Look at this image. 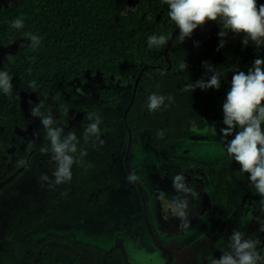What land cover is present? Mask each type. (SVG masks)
<instances>
[{"label": "trees", "instance_id": "1", "mask_svg": "<svg viewBox=\"0 0 264 264\" xmlns=\"http://www.w3.org/2000/svg\"><path fill=\"white\" fill-rule=\"evenodd\" d=\"M127 3L131 1L13 0L0 5V47L11 45L18 39L24 42L0 64V71H7L13 77L11 96L0 90V138L3 141L0 153L8 148L19 153L27 127L35 129L37 137L28 145V151L33 150V154L19 177L24 174L38 176L40 164L35 162L36 156L42 147L50 148L40 118L31 115V109L41 103V112L51 113L54 126L68 122L72 113L82 109L98 113L102 118L99 127L103 146L95 137L84 141V130L91 122L84 120L81 127L71 129L80 141L78 152L74 154L78 160L72 166L74 174L81 173L83 167L99 165L93 156L104 152L110 137L118 135L125 127L131 129V147L136 144L137 149L146 146L157 152L170 150L199 136L214 135L213 125L215 133L222 136L220 129L226 127L223 124V103L231 84L222 78L226 84H221L219 90L197 88L193 92L183 91L187 84L201 78L208 79L199 71L206 57L198 52L200 57L192 59L177 51L172 56L171 46L169 61L164 53L165 47L150 49V35L171 37L177 27L168 16V5L164 0H137L133 10L126 9ZM17 18L23 19V29L11 27V21ZM24 33L42 37L40 45L33 49ZM243 49L249 61L252 56L264 58V50H256L251 43ZM210 56L209 60L216 61V56ZM182 59L188 67L178 71V62ZM228 66L232 71L246 72L241 63L238 68L232 62ZM233 74H229L230 81ZM32 81L36 83L35 88L30 87ZM153 93L171 96L173 101L166 99L165 104L169 107L150 112L148 97ZM29 94L37 98L29 106L30 117L24 105L25 95ZM197 124L202 128L198 129ZM68 131L64 129L65 134ZM159 132H163V137L158 135ZM81 149L87 152L82 158L79 155ZM167 160L180 164L182 170L188 167L200 169L208 186L211 224L201 227L191 240L201 242L235 210L236 203L228 193L231 170L222 159L211 165L193 157L172 155ZM55 167L56 163L52 162L47 169L40 171L41 176L46 174L52 178ZM72 180L50 189L47 182L38 179L37 191L32 190L35 193L24 203L17 202L7 212L4 222L10 237L3 247L8 245L12 252L7 250L5 254L0 250V264H33L39 247L48 241L37 264H90L84 255L94 264H157V258L148 248L136 245L131 237H120L118 231L98 239L86 235L82 226L58 229L59 225L85 218V210L91 208L86 195L90 196L95 184L90 180V185L84 189V181ZM65 192L67 195L62 194ZM119 239H123L122 249L117 244ZM125 251L138 262L130 261Z\"/></svg>", "mask_w": 264, "mask_h": 264}, {"label": "rangeland", "instance_id": "2", "mask_svg": "<svg viewBox=\"0 0 264 264\" xmlns=\"http://www.w3.org/2000/svg\"><path fill=\"white\" fill-rule=\"evenodd\" d=\"M12 1L13 0H0V5ZM257 1L261 2V0ZM126 9L133 8L127 3ZM220 29L221 26L216 22H207L204 26L194 30L193 35L190 38H186L182 44L178 43V38L176 37L171 45V49H173L171 52L172 56L175 51H177L180 55H188L192 59L199 58L200 54L198 52H200L201 55L206 57L203 61H208L212 65L214 64V66L229 70L224 79L228 84H231L228 77L230 76L229 74L232 73V70L229 68L228 63L232 62L236 66L235 68H238L241 63L243 64V69L247 72L248 68L251 67L255 60V57L249 52L252 56L250 57L251 62L249 58L246 59L244 56L245 47L243 49L244 45L242 43L243 36L234 35L231 32L228 33L225 46L217 51L220 44V37L218 35ZM196 42L199 43V47L195 46ZM23 44L24 42L18 39L11 45L1 46L0 64L10 52L15 51ZM240 44L242 45L241 48H239ZM208 51L210 55L216 56V61L208 59V56L211 57ZM218 56H220L219 59ZM243 56L245 59L242 61ZM240 69H242V66ZM199 71L206 77V70L204 67L201 66ZM207 76H210V73ZM226 82L221 80V84H226ZM36 100L37 98L34 94L25 95L24 105L27 109L28 117H30L28 111L29 106ZM196 127L198 129L202 128L199 124H197ZM125 128L119 131L115 140L112 139L111 142L108 141V148L112 149L116 147L117 151L114 154H116L117 162L115 163L110 151L102 154L103 156L101 155L102 158H109L111 156L110 162L103 165H113L115 163L114 167L110 170L112 178L116 180L118 184V187L109 192L107 204L101 205L94 216L81 219L77 218L72 223L59 225L57 227L58 229L65 230L76 225L82 226L81 229L86 235L98 239L106 238L112 232L118 231L120 237H131L138 246L153 248L154 242L151 237L152 227L154 229L153 232H155L156 235H160L158 230H166L172 224L180 222L176 214L171 215L167 205L169 206L171 201L178 194L173 187L172 177L183 172H168V170L173 169L172 166L168 163L165 165L161 163H165L164 161H167V158L174 154L180 157H193L202 160L208 165L215 162L218 158L225 156L227 158L225 165L228 163L231 169L229 183L230 197L236 202L239 209L235 218V226L245 233L246 238H260V234L264 232L261 230V221H264V205L261 204V200L264 198H262L251 185L248 174L241 172L240 165L227 155L226 142L223 136L218 133H214V135L211 136H199L198 138L177 144L170 150L163 149L161 152H157L155 149L147 148L146 146H139L137 149L136 144H134L126 159L125 150L129 142V131ZM23 135L24 142L22 143L19 153L15 154L12 148H8L3 153L2 162L0 164V177L4 178L11 173L18 165V162L26 158L28 145L35 142V138H31L26 132L23 133ZM233 138L234 135L229 136L227 140L230 141ZM133 172L139 177V180L135 183H129L126 177ZM183 174L186 177L188 186L192 188L196 185L194 190L199 194L198 199H193L191 196H188L189 208L191 209L189 216L192 217L194 214H200L201 210L207 208V205L210 203L209 189L200 174L196 173V177L186 173ZM19 178L15 179L16 181L14 180L15 182L7 187L3 193V189L0 191V245H2L3 240L8 235L4 222L7 212L13 209L17 202L21 201L24 203L29 195L37 191V176L31 177L28 174H24ZM161 191L166 194L163 199L160 197ZM165 202H167L166 206ZM260 206H262L261 209L259 208ZM147 210L149 222L148 216L146 215ZM252 212H256L254 219H250V213ZM256 217H259L258 226L257 223L255 224ZM231 228L230 224L224 223L221 228V233L231 235ZM121 240L123 239H119V243L117 242V244L122 249L123 247H121V244L123 245L124 243ZM207 240L204 241L203 245H206ZM222 240L223 239L218 237L211 241V243L208 244L209 246L207 245V247H205V254L209 251H213V249H224V246H219V242ZM259 241L261 244L258 247L262 251L263 249L261 247H264V239H259ZM125 254L128 255L127 258L130 261L133 263L135 262V257H131L126 251ZM167 256H169V254L163 250L161 257L166 258ZM182 263L181 261L180 264Z\"/></svg>", "mask_w": 264, "mask_h": 264}, {"label": "clouds", "instance_id": "3", "mask_svg": "<svg viewBox=\"0 0 264 264\" xmlns=\"http://www.w3.org/2000/svg\"><path fill=\"white\" fill-rule=\"evenodd\" d=\"M168 5V16L179 28L177 36L178 43L182 44L186 38H190L194 30L204 26L207 22H216L221 26L218 35L220 44L219 51L225 46L228 33L242 35V43L248 46L250 43L256 50H264V4H258L257 0H164ZM11 27L16 30L24 28L22 18L11 21ZM31 41L30 46L35 49L41 43L42 37L32 33H24ZM168 35H150L148 47L161 50L169 43ZM199 47V43H195ZM188 67L184 59L178 62V71H184ZM205 75L208 79L201 78L195 83L184 86L183 91L193 92L199 88L202 91L208 89L219 90L221 79L226 78L229 70L212 65L208 61L202 62ZM231 87L227 91L226 100L223 103V124L225 128L220 129L226 142L227 155L240 165V171L248 174V179L256 192L264 198V58H256L247 72L232 71ZM13 77L7 71H0V90L5 95L11 96ZM30 87L35 88L36 83L32 81ZM173 101V97H165L156 93L148 97V110L155 112L162 107H169L165 100ZM42 103L31 109L33 117H39L44 127L46 138L50 141V148L42 147V153L52 154L56 167L52 178L48 175L40 177L41 182H47L50 189L56 185L70 183L72 180V166L78 162L79 139L76 132L70 130L65 134L63 127H55L51 113L41 112ZM87 118L91 123L84 130L83 139L87 142L95 137L103 146L104 141L100 139V123L102 118L98 113H88ZM213 133L215 126H211ZM158 135L163 137V132ZM234 138L227 140L229 136ZM80 157L87 155L84 150H79ZM24 160L18 162L23 166ZM129 183H135L139 177L133 172L127 175ZM173 187L178 193L171 201L173 212L179 217L181 230L190 227L188 219L191 209L189 208L188 196L198 199L199 194L188 186L183 173L172 177ZM43 187V183L41 184ZM67 195V193H62ZM183 194V195H180ZM166 196L160 192L163 199ZM264 205V199L261 200ZM261 230L264 231V221H261ZM229 239V249L223 252L219 259L212 258L210 264H264V254H261L259 239L246 238L243 231L234 229Z\"/></svg>", "mask_w": 264, "mask_h": 264}, {"label": "flooded vegetation", "instance_id": "4", "mask_svg": "<svg viewBox=\"0 0 264 264\" xmlns=\"http://www.w3.org/2000/svg\"><path fill=\"white\" fill-rule=\"evenodd\" d=\"M130 1H131V3H129L128 5L132 6V8L134 10L136 7L135 5H136L137 0H130ZM261 2L264 3V0H261ZM241 46L242 45L240 44L239 48H241ZM72 115H73V117L70 118L68 120V122L57 123L55 125V127H63L64 129H67L70 131L71 129L81 127L84 120L91 122L87 118V115H88L87 109L78 110L75 112V114L72 113ZM42 127H43V125H42ZM43 131H44V127H43ZM26 133L31 138H35V141L37 140V137L35 135V129H32V127H27ZM116 137H117V134H116V136L115 135L111 136L109 139V142H111L112 139L115 140ZM2 144H3V141L0 138V145H2ZM108 145H109V143L107 144L106 150L104 152H99V154H96L95 157L93 156L94 160L100 162L99 165H97V166L92 165V166L83 167L81 173L75 172L77 174H74L72 172L73 173V176H72L73 180L74 179H76V180L81 179L80 180L81 182L84 181L83 182V184L85 185V187H83L84 189H86L87 186L90 185L89 184L90 180H91V183L95 184V186L92 189L90 196L86 195L87 204H91V208L85 210V215H86L85 218H88L90 216H94L96 214V211L99 209V207L101 205H106L107 200H108V196H109V192L112 191V189L118 187L116 180H114L112 178L111 170H110L112 167H114L115 163L117 162L116 154H114L117 150H116V147H113L112 149L108 148ZM127 147H128V145H127ZM107 151H110L112 158L115 160V163L113 165H103V164L109 163L110 159H111V156L109 158L108 157L107 158L101 157V155ZM126 152H127V148L125 150V154H126ZM3 153H4L3 151H1V153H0L1 159H2ZM32 154H33V150L28 151L27 156L24 159V161L27 160L28 156L30 157V160H31ZM174 155L176 156L177 154H174ZM177 157H180V156L177 155ZM224 158H226V157L222 156L221 158H218L217 160L222 159V161H224V164H225V161L227 159L223 160ZM30 160H29V162H30ZM35 160H36L35 162L40 164L37 168V171L39 173L37 176V180L40 179V176H41L40 171L42 169H47L52 162L56 163L52 159V154L50 151L46 154L42 153V152L39 153L36 156ZM29 162H28V164H29ZM164 162L165 163H161V162L160 163L162 165H165L166 163H168L173 168V169L168 170V172L179 171V172H183V173L192 175L193 177H196V173H197V174H200V176L202 177V173H201L200 169H194V168L188 167L186 170H182L180 164L169 163L168 160L164 161ZM211 164H209V165H211ZM226 166L230 169V166L228 163ZM18 167H20V166L17 165L14 168V170L11 171V173H13ZM25 169L15 179H17L25 171ZM11 173H9L4 178L0 177V180L7 178L9 175H11ZM230 177H231V174H230L229 179H228V193H229ZM198 178H199V176H198ZM12 182H10V183H12ZM10 183H8L5 186H3L2 188H0V191L3 189L2 192H4ZM195 187H196V185L193 186L192 188L195 189ZM40 191L42 192L41 189H40ZM0 194H1V192H0ZM229 197H230V193H229ZM144 199H145V197H144ZM230 199L233 202H235L231 197H230ZM166 205H167V202H165V206ZM145 207H147V206H145ZM167 207L169 208L168 210H170L171 215H175V213L173 212V209H172V205L169 204V206L167 205ZM261 207L262 206H260L259 208L261 209ZM210 211H211V204L209 203L207 205V208H204V210L200 211V214H197V215L194 214L192 217L189 216L188 219L190 221V227L186 230L180 229L179 225H180L181 221L177 224H172L166 230H163V229L158 230L160 235H158V234L156 235L155 232H153L154 229L152 227L151 228V234H152L151 237H152V240L154 242V247L148 248V249L151 253H153L155 258H157V260H158L157 264H171L172 259H173L172 264H180L181 261L183 262L182 264H210V261L212 258L219 259L223 255V252L225 250L229 249V243H230L229 239H228L230 237V235L222 234L221 228H222L224 223H228L232 227L231 228V234H232L234 229L241 230L235 226V222H236L235 218L237 216V212L239 211V209H238V205L236 204V207H235V210L233 211V213L229 216V218L225 219V221L220 224V226L217 230L215 229L213 232H209L208 235L201 240V242H191L192 237L200 232L198 230L201 227H205V226H208L211 224V218L209 215ZM252 213H250V219H254L256 216V212H252ZM146 215L148 216V210L146 211ZM256 218L257 219L255 221V224L257 223V226H258L259 225V223H258L259 217H256ZM200 220H201V222H200ZM148 222H149V216H148ZM251 223H253V222H251ZM6 233L8 235L3 240L2 245H0V250H3L4 251L3 253H5V254L7 253V250H9L10 253L12 252V248H10L8 245L6 246V248L3 247L4 246L3 244H6L8 242V238L10 237L9 232L6 231ZM218 237H220L221 239L224 240V241L222 240L219 242L220 243L219 246L220 247L224 246V249H219V248L215 249V250L213 249V251H211V252L209 251L207 254H205V252H206L205 247H207V245L210 244L211 241L217 239ZM253 238H255V237H253ZM257 239H264V232L262 234H260V238L257 237ZM205 240H207L206 245H203ZM261 248L263 249L261 251V254H264V247H261ZM163 250H165L169 254V256H167L166 258L161 257ZM84 256L86 257V259L88 260V262L90 264H94L86 255H84ZM135 261L138 262V260L136 258H135Z\"/></svg>", "mask_w": 264, "mask_h": 264}, {"label": "water", "instance_id": "5", "mask_svg": "<svg viewBox=\"0 0 264 264\" xmlns=\"http://www.w3.org/2000/svg\"><path fill=\"white\" fill-rule=\"evenodd\" d=\"M258 4H264L263 2H260V1H257ZM179 34V28L176 27L175 30L173 31L170 39H169V43L165 46L164 48V53H165V56L168 58L169 57V50H170V47L172 45V43L174 42L175 38L177 37V35ZM169 59V58H168ZM170 61V59H169ZM144 70V68L142 69V71ZM141 71V72H142ZM139 79H140V74L136 80V83H135V89H134V94H133V97H132V100L134 98V95L136 93V88L138 86V82H139ZM129 109V106L125 112V121H126V114H127V111ZM128 131H129V142H128V147H127V152H126V159L128 157V154H129V151H130V148H131V144H132V133H131V129L128 128ZM30 160V157L28 156L27 160L25 161V164L23 166H20L18 167L13 173H11V175H9L7 178L3 179V180H0V188H2L3 186H5L6 184L12 182L27 166L28 162ZM50 241L48 242H45L43 243L37 253H36V256H35V259H34V262L33 264H37L38 262V259H39V256L41 254V251L43 250V248L47 245V243H49Z\"/></svg>", "mask_w": 264, "mask_h": 264}]
</instances>
